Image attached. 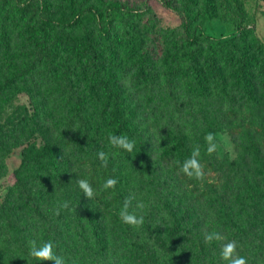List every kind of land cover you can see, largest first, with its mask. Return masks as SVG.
Segmentation results:
<instances>
[{
	"label": "trees",
	"instance_id": "1",
	"mask_svg": "<svg viewBox=\"0 0 264 264\" xmlns=\"http://www.w3.org/2000/svg\"><path fill=\"white\" fill-rule=\"evenodd\" d=\"M8 1L0 0V107L6 94L16 86L24 85L26 89L41 75L54 77L58 85L55 99L65 111L68 128L78 136L79 147L92 158L105 180H117L113 190L119 211L125 201H130L129 211L144 218L142 225L134 227L143 237L138 246L141 263L220 264L210 244L198 235L196 208L179 183V177L193 186L202 181L203 178L187 176L181 166L197 145L200 153L207 152L202 142L204 136L194 138L197 129L206 126L211 133L218 132L219 128L204 120L208 116L206 108L200 115L186 107L192 103L190 96L194 94L204 99L207 106L216 102L227 110L230 114L227 119L239 117L238 109L243 107L264 114V46L253 31L244 29L225 42L198 33L199 24L218 17L217 0H169L167 6L182 15L181 27L169 31L160 27L153 10L146 15L126 12L123 25L114 17L108 20L110 11L104 0L89 9H86L88 0H69L71 23L68 26L60 25L46 11L51 2L59 0L47 1L43 19L31 15V9L39 1L24 4L25 0H18L23 7L18 6L13 12L8 8ZM11 14L14 20L9 22ZM88 18L97 23L96 29L86 24ZM14 29L25 37L30 48L24 59L14 62L12 68H5L1 61H8ZM162 45L165 46L164 61L169 62L171 57L175 60L174 67L168 68L165 76L176 116L172 118V132L166 130V139L157 145L148 130L134 118L136 111L120 76L123 65L120 54L128 55L135 69L133 83L146 92L148 101H156L159 94L154 87L160 78L156 60ZM180 50L182 53L178 56ZM61 54L65 55L57 62ZM173 83L177 85L174 90ZM203 107L204 104L195 105L198 111ZM0 131H4L1 124ZM110 135L127 136L134 141L133 151L129 153L113 146ZM239 150L247 166L239 191L247 196L248 202H254L257 195V202L264 203V142L247 133V140L239 145ZM100 151L108 157L106 166L97 155ZM205 154H199V159ZM60 161L56 149L44 146L35 155H25L21 168L15 172L21 200L46 242L52 245L63 239L66 213L59 210L53 216L44 209L42 198L30 191L29 184L43 182L31 170L49 174L51 168L57 173ZM238 194L236 191L218 197L212 214L225 222H233L229 199L231 195L235 199ZM215 195L214 192L209 196L210 206ZM71 205L68 212L79 223L86 219L91 226V260L106 264L103 220L89 211L83 200ZM251 214V217L242 214V220L250 225L251 233L259 224L264 240V217L256 209ZM1 217L6 226L0 232L6 235L19 259L8 256L7 264H39L30 255L31 247L25 236L30 227L17 226L13 211L6 206L1 208ZM234 227L241 231L239 226Z\"/></svg>",
	"mask_w": 264,
	"mask_h": 264
},
{
	"label": "rangeland",
	"instance_id": "2",
	"mask_svg": "<svg viewBox=\"0 0 264 264\" xmlns=\"http://www.w3.org/2000/svg\"><path fill=\"white\" fill-rule=\"evenodd\" d=\"M31 1L33 0H25L24 4H29ZM37 1L40 4L31 9V15L43 19L45 4L50 0ZM168 1L104 0V3L110 11L108 20L114 17L123 25L126 12L146 15L153 10L160 22V27L169 31L181 27L182 15L179 11L169 8ZM98 5L99 0H88L86 9ZM18 6L23 7L18 0L8 1L11 12ZM50 6L46 10L50 17L60 25L68 26L71 23L69 0L51 2ZM217 8L218 17L199 24L198 33L225 42L239 35L244 29H249L259 39L261 46H264V0H217ZM89 13L85 12V14ZM12 14L9 22L14 20ZM86 24L91 28H97V23L92 18L86 19ZM13 32L15 33L12 34L8 61H1L5 68H12L14 62L24 59L30 48L25 37L19 35L18 30L14 29ZM159 53L156 61L160 66V78L154 87L159 94V99L156 101L152 99L148 101L146 92L133 83L135 69L129 62V56L124 52L120 54L123 61L120 76L127 98L132 103L133 110L136 111L134 118L148 130L157 145H161L166 139L164 134L166 130L172 132V118L176 116L173 99L169 94L170 85L167 84L165 76L169 71L168 68L174 67L175 60L171 57L169 62L164 61V45L159 49ZM181 53L180 50L178 56ZM64 55L61 54L57 62ZM40 71L44 72L42 69ZM48 76L41 75L38 77L39 80L31 81L30 88L25 89L24 85L16 86L6 94L0 107V124L4 128L3 133L0 131V228L6 226L5 220L1 217V208L6 206L13 211L17 226L30 227L25 234L30 247L33 246V242L37 247L46 242L42 231L20 198L15 172L21 168L25 155H35L44 146H50L56 149L59 158L61 157L58 172L55 173L51 168L49 174L31 170L43 182L29 184V189L34 195L42 198L41 206L50 211L53 216H57L59 210L66 213L63 239L53 245L56 254L63 258L64 264H95L90 255V249L93 248L90 224L86 219L79 223L68 212L74 201L83 200L89 211L103 220V236L107 249L106 264H142L138 246L143 237L136 233L133 226L122 221L113 188L103 187L106 180L88 153L79 147L78 136L68 128L65 111L56 101L58 99H55L58 85L54 77ZM148 81L151 82V77ZM181 82L182 80L179 79L178 84ZM182 84L185 89V82ZM176 86V83H173L171 89L174 90ZM190 97H192V103L190 101L191 104L187 105L186 110L202 115L206 108L205 113L208 116L204 120H208L209 123L214 124V127L219 128L218 132H211L218 144L217 151L211 155L202 152L200 154H206L200 159L198 157L204 175L198 186H193L190 181L179 177L181 189L188 194L189 200L196 208V219L199 222L197 233L201 238L204 237L206 244H210L220 264H228L220 253L223 246L229 242H234L236 245L232 258L242 256L245 257L246 264H264V240L260 225L258 224L251 233L250 225L242 220V214L251 217L253 209L260 211L259 216L264 217V203L257 202V195L254 196V202H248L247 196L239 191L240 183H244L241 179L246 176L247 168L246 163L241 160L239 145L247 140V133L252 134L257 141L264 142V114L258 110L243 107L238 109L239 117L231 116L227 119L230 114L216 102L207 106L204 99L194 94ZM201 104H204V107L198 111L195 105ZM204 120L200 122L203 123ZM207 134L208 129L204 126L198 128L194 135L195 140L202 139L201 135L204 136L202 142L205 148L208 146L205 140ZM196 147L200 148L199 145ZM168 171L172 169L169 168ZM79 179L89 181L94 189L93 197L88 198L84 195L78 184ZM236 191L239 193L238 196L233 199L231 195L229 199V205L233 210V222H225L213 215L218 197L227 196ZM214 192L216 199L210 206L208 199ZM220 214L223 215V210ZM234 226H239L241 231ZM213 233L219 238L207 240L206 237ZM8 256L19 261L13 245H10L6 235L0 232V264H7ZM43 264H52V262L44 261Z\"/></svg>",
	"mask_w": 264,
	"mask_h": 264
},
{
	"label": "clouds",
	"instance_id": "3",
	"mask_svg": "<svg viewBox=\"0 0 264 264\" xmlns=\"http://www.w3.org/2000/svg\"><path fill=\"white\" fill-rule=\"evenodd\" d=\"M205 140L207 142V153L209 155L213 154L217 151L218 144L216 143L215 136L212 133H208L205 136ZM110 143L117 147L127 150L131 153L134 149V141L130 140L127 136L124 135H110L109 136ZM199 148L195 149L192 156L188 159H185L181 170L189 177H195L200 179L203 177V171L201 164L199 163L197 157L199 156ZM99 159L107 165L108 157L105 152L100 151L98 154ZM79 187L83 190L84 195L88 198L94 196V189L89 183V181L85 179L78 180ZM117 184V180L114 178L107 179L103 187L105 189L114 188ZM130 201H125L123 208L120 212V217L125 224L131 225L133 227H139L144 223L143 216H138L134 211H129ZM214 238H219L215 233L208 235L206 237L207 240L211 241ZM236 245L234 242H229L223 246L222 251L220 253L221 257L228 261V264H246L245 257L232 258L234 249ZM30 255L35 257L39 264H43L44 261H51L52 264H64V260L61 256L57 255L54 251V247L51 242H44L40 246H36L33 242V246L30 249Z\"/></svg>",
	"mask_w": 264,
	"mask_h": 264
}]
</instances>
